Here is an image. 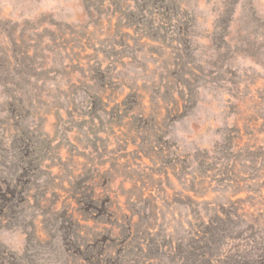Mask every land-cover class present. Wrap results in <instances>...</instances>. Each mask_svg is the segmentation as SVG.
<instances>
[{
    "label": "rangeland",
    "instance_id": "obj_1",
    "mask_svg": "<svg viewBox=\"0 0 264 264\" xmlns=\"http://www.w3.org/2000/svg\"><path fill=\"white\" fill-rule=\"evenodd\" d=\"M0 264H264V0H0Z\"/></svg>",
    "mask_w": 264,
    "mask_h": 264
}]
</instances>
